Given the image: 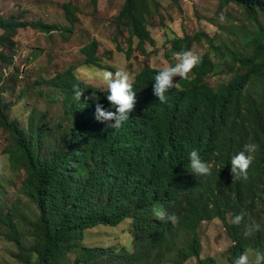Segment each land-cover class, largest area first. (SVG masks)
<instances>
[{
    "label": "trees",
    "instance_id": "trees-1",
    "mask_svg": "<svg viewBox=\"0 0 264 264\" xmlns=\"http://www.w3.org/2000/svg\"><path fill=\"white\" fill-rule=\"evenodd\" d=\"M219 4L241 8L240 24H215L222 31L219 39L202 33L177 37L166 54L174 65L175 53L191 50L196 41L206 38L214 57H200L187 79L176 82L174 77L177 86L165 93V103L154 95V76L160 69L146 64L134 78V108L119 129L107 127L114 121L95 118L97 103L115 111L106 89L82 80L74 67L37 82L61 96L65 124H49L46 114L38 116L34 110L24 130L9 120L0 102V127L14 141L7 152L9 162L13 170H25L20 192L38 211L32 219L17 205L7 212L0 208V233L6 230L20 262L186 264L196 258L197 264H215L214 258L202 257L200 235L202 223L215 219L232 241L228 264L248 249L264 252V0H219ZM63 9L67 26L0 15V64L12 65L14 36L21 28L48 35L58 32L68 42L80 10L71 0ZM154 12H158L157 0H125L116 24L118 32L129 33L127 59L132 56L133 39L143 53L146 43L155 44L148 29ZM99 47L100 42L93 40L82 48L87 67L101 64ZM117 48L124 51L120 45ZM14 72L17 77L18 69ZM221 72L230 77L211 86L208 78ZM74 86L84 89L80 99ZM246 144L258 148L245 152L252 157L247 179H237L231 175V158L245 151ZM193 150L212 165L211 175L192 172ZM154 207L175 213L179 222L158 220ZM230 214L232 218L242 214L243 219L233 224ZM126 218L132 219L139 234L134 250L82 245L85 231L100 225L115 227ZM252 225L260 230L245 236ZM25 238L33 239L30 246L23 243ZM69 253L75 255L72 262Z\"/></svg>",
    "mask_w": 264,
    "mask_h": 264
},
{
    "label": "rangeland",
    "instance_id": "rangeland-1",
    "mask_svg": "<svg viewBox=\"0 0 264 264\" xmlns=\"http://www.w3.org/2000/svg\"><path fill=\"white\" fill-rule=\"evenodd\" d=\"M70 0H0V15L14 16L18 19H41L46 24L67 26L63 5ZM79 8V22L74 34L68 42H64L62 34L54 32L51 35L37 31L31 27L19 29L14 36L13 52L26 54L27 70L25 78L19 80L13 72L10 81L0 88V102L5 107L9 120H15L27 130L30 115L34 110L46 114L47 123L57 125L66 123L62 109V99L58 93L46 86H38L37 82L50 79L56 73L64 72L74 67L78 76L86 82L105 89L104 85L95 78L98 71L117 69L127 70L134 78L145 65L162 69L170 65L166 54L170 52L172 42L177 37L206 34L212 39H219L222 31L215 24H240L244 18L243 10L235 4L222 7L219 0H157L158 12H154L149 20L150 30L155 44L146 43L143 53L137 39L132 41V56L127 59L126 51L129 44V33L122 29L117 31L116 17L122 10L125 0H71ZM3 33L0 29V34ZM93 40L100 42L97 56L101 59L99 66L85 65V56L81 50ZM120 45L123 52L117 48ZM5 48V47H4ZM2 49V48H0ZM12 49V50H13ZM191 51L199 57L214 52L210 50L206 38L196 41ZM174 61L177 62L174 58ZM192 75L189 73L188 77ZM230 76L221 72L208 78V83L216 87ZM180 77H176V82ZM36 82V84H34ZM54 100V101H53ZM7 106V107H6ZM14 147L12 135L0 127V208L5 212L17 205L22 212L32 219L38 217L35 204L23 196L20 188L25 178V170L12 169L9 162V150ZM232 222L231 214L228 216ZM6 230L0 233V264H24L16 255V245L5 237ZM203 241L202 257H212L215 264H228V250L232 241L227 230L219 219L203 222L200 227ZM32 238L23 239V243L30 246ZM139 244V234L132 226V219L126 218L117 226L100 225L85 231L82 245L87 247L108 248L125 246L134 250ZM72 262L75 255L67 254ZM193 258L186 264H197Z\"/></svg>",
    "mask_w": 264,
    "mask_h": 264
},
{
    "label": "clouds",
    "instance_id": "clouds-1",
    "mask_svg": "<svg viewBox=\"0 0 264 264\" xmlns=\"http://www.w3.org/2000/svg\"><path fill=\"white\" fill-rule=\"evenodd\" d=\"M177 61L174 65H169L157 71L154 76V95L160 103H165L167 97L165 93L177 86L173 83L174 77L187 79L189 73L200 63V57L191 50H185L174 54ZM104 85L106 89V99L109 104L115 108V111L106 110L101 104L95 106V118L98 121H114L107 127L119 129L123 122L129 117V113L133 110L136 103V92L133 89L134 77L125 69H117L116 71H98L96 77ZM83 90L78 86H74L77 99L83 95ZM98 100V97H92ZM245 151L234 155L231 158V175L237 179H247V170L251 164L252 157L245 155V152L254 153L257 151L256 144H246ZM189 161L192 172L195 175H211L212 165L201 160L197 151L193 150L189 153ZM155 217L164 222H170L173 225L179 222V217L175 214H169L163 209L153 208ZM243 219V215H236L232 218L233 224H239ZM259 225L249 226L245 232V236L252 235L255 231H259ZM234 264H264V252H255L248 249L242 252L234 260Z\"/></svg>",
    "mask_w": 264,
    "mask_h": 264
},
{
    "label": "built area",
    "instance_id": "built-area-1",
    "mask_svg": "<svg viewBox=\"0 0 264 264\" xmlns=\"http://www.w3.org/2000/svg\"><path fill=\"white\" fill-rule=\"evenodd\" d=\"M26 57L27 56L24 52L15 51L11 55V66L0 64V88L9 81L11 74L15 71V68L18 69V79H23L27 70Z\"/></svg>",
    "mask_w": 264,
    "mask_h": 264
}]
</instances>
